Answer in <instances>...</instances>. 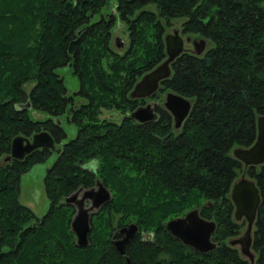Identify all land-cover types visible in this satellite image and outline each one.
I'll return each instance as SVG.
<instances>
[{
  "label": "trees",
  "instance_id": "1",
  "mask_svg": "<svg viewBox=\"0 0 264 264\" xmlns=\"http://www.w3.org/2000/svg\"><path fill=\"white\" fill-rule=\"evenodd\" d=\"M149 2L156 10L143 7ZM115 11L131 33L123 54L110 44ZM175 18L211 41L203 54L179 55L161 82L192 100L180 128L162 104L156 119L136 120L130 95L164 59L163 20ZM61 66L78 76L77 91H67ZM33 108L50 116L33 117ZM104 108L124 115L101 117ZM262 113L264 0H0V158L18 134L46 129L60 144L44 178L50 207L42 216L20 202V178L53 149L0 159V264H251L229 243L242 231L231 198L242 161L232 148L254 142ZM62 114L78 125L68 141ZM250 173L262 192L253 250L264 264V163ZM97 179L112 199L92 214L89 244L79 245L75 206L65 198ZM195 207L216 221L213 249L198 250L166 226ZM131 222L139 228L126 258L111 236Z\"/></svg>",
  "mask_w": 264,
  "mask_h": 264
},
{
  "label": "water",
  "instance_id": "2",
  "mask_svg": "<svg viewBox=\"0 0 264 264\" xmlns=\"http://www.w3.org/2000/svg\"><path fill=\"white\" fill-rule=\"evenodd\" d=\"M202 40L200 48H204L206 44V40ZM116 45L120 47L124 45V40L120 36L116 37ZM165 45L167 57L141 75L130 91L132 97L151 95L158 89L161 80L171 76V62L184 50V39L177 28L173 32L166 33ZM164 104L173 114L176 127L183 124L192 107L190 98L172 90L167 92ZM131 116L140 122H146L154 119L156 113L150 104H145L132 110ZM256 124L257 136L254 142L249 146H235L232 149L233 155L241 159L246 165L264 162V113L257 116ZM55 145L56 138L46 129L36 131L31 138L18 134L12 139L11 155L16 158H23L26 153L33 149L39 147L54 149L56 148ZM57 150L59 151L60 148ZM231 197L235 204V217L240 219L245 216L248 225L243 234L232 238L230 242L232 244L239 243L242 253L249 256L253 261L254 253L251 250L252 225L261 202L259 187L254 179L243 176L233 183ZM111 199L112 192L101 179H97L96 185L80 187L65 198L66 203H72L75 206L71 229L75 233L77 244H89L92 212ZM166 226L173 235L198 250L207 251L215 248L218 244L212 239V234L216 229V221L202 216L197 207L191 208L184 215L168 219ZM137 230L138 224L136 222L124 226L122 231H125L126 235L118 242H127Z\"/></svg>",
  "mask_w": 264,
  "mask_h": 264
},
{
  "label": "rangeland",
  "instance_id": "3",
  "mask_svg": "<svg viewBox=\"0 0 264 264\" xmlns=\"http://www.w3.org/2000/svg\"><path fill=\"white\" fill-rule=\"evenodd\" d=\"M143 7L156 10L155 4L152 2L147 3ZM115 13L117 14H115V22L113 25L110 44L114 51L123 54L129 48L131 33L128 21L120 17L118 12L115 11ZM181 21L182 18H175L167 24L163 20V23L165 24L164 34L166 32H173L175 28L181 27ZM117 36H120L124 40V45L121 47L115 44ZM188 45L191 46L192 44ZM57 71L64 77L67 91L69 93H73L79 89V78L73 72L70 66L58 67ZM27 86L30 87L29 84ZM167 90L169 89H160V91L157 92L158 95L156 94L152 98L148 99L149 102H158L159 104L163 105ZM80 100L86 101L85 98H81ZM31 114L33 115V117L37 118H45L50 116L47 111L41 109H34L33 111H31ZM123 115V112H120L115 108H104L101 112V117L114 118L118 121L122 119ZM69 116H71V113L69 114ZM60 119L62 126L66 130V136L64 137L63 141H68L69 139L75 137L78 133V125L73 120L68 119L66 114H62L60 116ZM58 146H60V144H58ZM58 152L59 151L57 149H53L46 159L35 162L28 170L24 171L21 174L19 200L21 203H24L32 208L38 216H42L43 214H45L50 207V198L46 192L44 178L48 168L56 161L59 154ZM3 161L4 160L2 159V163H4Z\"/></svg>",
  "mask_w": 264,
  "mask_h": 264
},
{
  "label": "flooded vegetation",
  "instance_id": "4",
  "mask_svg": "<svg viewBox=\"0 0 264 264\" xmlns=\"http://www.w3.org/2000/svg\"><path fill=\"white\" fill-rule=\"evenodd\" d=\"M178 29V31H179V34L183 37V39H184V50L179 54V55H181L183 52H192V53H195V54H203L204 52H205V50L211 45V41H210V39L209 38H207L206 36H204V35H200V34H198V33H195V32H193V31H188V30H185V28H184V25H183V19H182V21H181V27H179V28H177ZM189 36H190V39H188L189 38ZM202 39H205L206 40V44L204 45V48H200V45H201V43H202ZM195 41H196V44H195ZM188 44H192L191 46L190 45H188ZM178 55V56H179ZM166 56H167V54H166V52H165V57L164 58H166ZM177 56V57H178ZM176 57V58H177ZM175 58V59H176ZM175 61V60H174ZM174 61H172L171 62V65H172V72H173V63H174ZM142 75V74H141ZM140 75V76H141ZM164 80V79H163ZM163 80H161V82H163ZM161 82H160V86L158 87V89L155 91V92H153L151 95H148V96H145V97H134V98H136L138 101V104H137V106H139V105H145V104H150V106H152V108H153V110H154V112L156 113V117H158V107L161 105V104H159L158 102H154V103H151V102H149V98H152L153 96H155L156 94L158 95V91H160V89H162V87H161ZM161 87V88H160ZM168 91V90H167ZM165 102V101H164ZM163 106H165V104H163ZM166 108V107H165ZM172 114V113H171ZM172 117H173V115H172ZM23 134H25L24 136H26V137H29V138H31L32 137V135H26V133H23ZM11 143H12V141H11ZM11 143H10V145L8 146V152H5V154L0 158V159H3L4 161V163H6V162H8V161H12V160H15V159H23L28 153H30V152H28V153H26L25 154V156L23 157V158H16V157H14V156H12L11 155ZM33 151V150H32ZM241 160V159H240ZM242 161V160H241ZM2 162V161H1ZM264 162H262V163H258V164H248V165H246L243 161H242V167H241V172H240V174L238 175V177L234 180V182L236 181V180H238V179H240L241 177H243V176H246V177H249V178H252V179H254L255 181H256V183H257V185H258V187H259V190H260V193H261V199H262V192H261V188H260V186H259V184H258V181L256 180V178H254V177H252V175H251V173H250V169H251V167L253 166V167H255L256 169L258 168V167H260L262 164H263ZM233 182V183H234ZM233 185V184H232ZM231 188H232V186H231ZM232 198V197H231ZM260 204H261V202H260ZM234 206H235V204H234ZM260 206V205H259ZM259 208V207H258ZM234 210H235V208H234ZM95 212V211H94ZM94 212H92V214L94 213ZM257 213H258V210H257ZM233 217H234V219L236 220V221H238V222H241L242 223V231L237 235V236H233L232 238H234V237H238V236H240L241 234H243L244 232H245V230H246V228H247V225H248V221L246 220V218H245V216H242V218H240V219H237L236 217H235V214H234V212H233ZM37 220H39V218H37L35 221L37 222ZM256 222H257V214H256V217H255V220H254V222H253V225H252V242H251V250L253 251V253H254V260L252 261L251 260V258L249 257V256H247V255H245V254H243L242 253V251H241V248H240V244L238 243V244H232L231 242H230V240L232 239V238H230V240H229V243L231 244V245H235V246H238L239 247V249H240V251H241V253H242V255L244 256V257H246V258H248L249 260H250V262H251V264H255L256 263V253H255V251L253 250V243H254V237H255V228H256ZM129 225V224H128ZM128 225H124V226H128ZM124 226H121L120 228H119V230H116L113 234H112V236H111V240H112V242L114 243V246L117 248V250L120 252V254H122L123 256H125L126 258H128L129 257V254H128V245L131 243V241H132V238L137 234V232H138V230L136 231V233H135V235L130 239V240H128L127 242H125V243H121V242H118V241H121L122 239H123V237L126 235V232L125 231H122V229H123V227Z\"/></svg>",
  "mask_w": 264,
  "mask_h": 264
},
{
  "label": "bare ground",
  "instance_id": "5",
  "mask_svg": "<svg viewBox=\"0 0 264 264\" xmlns=\"http://www.w3.org/2000/svg\"><path fill=\"white\" fill-rule=\"evenodd\" d=\"M165 52H166V50H165ZM113 117V116H112ZM105 204V203H104Z\"/></svg>",
  "mask_w": 264,
  "mask_h": 264
}]
</instances>
